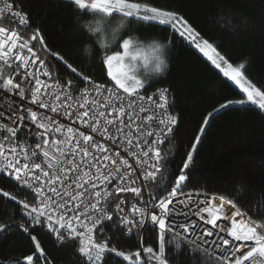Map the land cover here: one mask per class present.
Returning <instances> with one entry per match:
<instances>
[{
  "label": "snow or ice",
  "instance_id": "1",
  "mask_svg": "<svg viewBox=\"0 0 264 264\" xmlns=\"http://www.w3.org/2000/svg\"><path fill=\"white\" fill-rule=\"evenodd\" d=\"M70 2L80 10L117 13L170 28V43L178 36L180 43L186 42L239 86L243 96L220 103L203 118L174 182L169 183L161 149L173 136L178 115L168 103V88L147 97L141 94L145 84L126 63L129 57L136 59L129 41L119 45L122 51L104 59L113 86L95 84L77 95L79 86L71 80L67 85L46 83L41 77L50 79L51 73L29 41L21 42L17 31L0 27V89L28 102L9 105L10 114L0 111V117L11 121V126L0 122V176L6 174L19 193L0 189V197L14 202L19 206L14 212H20L15 229L0 221V233L15 230L31 238L34 249L24 258L26 264H49L40 237L61 245L70 243L80 264H173V254L177 258L186 255L189 264H264V198L250 215L233 199L220 196V203L214 204L216 196L209 198L187 188L190 164L210 119L221 110L251 108L264 113V89L246 77L245 63L234 65L176 12L130 0ZM3 22L29 24L18 0H0ZM38 36L44 44L38 30L31 40ZM24 49L30 58L22 54ZM53 55L62 59L58 53ZM3 66L10 69L7 77ZM68 67L80 75L77 68ZM145 112L149 113L146 117L141 115ZM152 186L159 191H151ZM225 203L235 211L224 213ZM136 232L140 237L134 251L116 246L118 237H132Z\"/></svg>",
  "mask_w": 264,
  "mask_h": 264
},
{
  "label": "trees",
  "instance_id": "2",
  "mask_svg": "<svg viewBox=\"0 0 264 264\" xmlns=\"http://www.w3.org/2000/svg\"><path fill=\"white\" fill-rule=\"evenodd\" d=\"M130 2L145 3L182 15L217 45L234 65L245 62L246 77L264 89V0ZM18 7L29 20V24L21 29L22 39L29 41L54 79L82 82L86 76L99 84H113L107 76L104 60L99 59V49L93 52L91 59L82 57L77 51L83 43L91 41V37L77 29L75 20L94 13L78 9L70 0H18ZM128 20L129 28L125 36L130 32L137 33L141 38L156 36L170 46L167 74L146 83L141 92L168 88L171 111L178 115L174 134L162 147L166 155V161L162 162L166 163L164 175L171 183L203 118L214 113L220 103L239 99L242 94L194 48L186 42L180 43L178 36L170 43V28L157 22ZM37 30L44 44L40 43L39 36L31 40ZM118 49L119 45L108 50L106 56ZM53 53H58L62 59ZM68 64L77 68L80 75L72 73ZM189 175L188 189L233 199L239 207L253 215L257 202L264 198V113L251 108L221 110L219 115L210 119V126L190 164ZM0 189L19 195L5 176H0ZM150 190L159 191L156 186ZM18 207L0 197V221L15 229L20 222V212L13 209ZM40 239L49 264H80V258L74 254L75 248L70 243L61 245L44 237ZM145 239H149L147 234ZM136 245L135 238L128 236L118 237L116 244L124 251H134ZM33 249L31 238L24 233L15 230L0 233V264H26L24 258L32 254ZM171 259L173 264H189L186 255L177 258L173 254Z\"/></svg>",
  "mask_w": 264,
  "mask_h": 264
},
{
  "label": "clouds",
  "instance_id": "3",
  "mask_svg": "<svg viewBox=\"0 0 264 264\" xmlns=\"http://www.w3.org/2000/svg\"><path fill=\"white\" fill-rule=\"evenodd\" d=\"M89 12L94 14L75 20L77 29L83 30L91 37V41L83 43L77 49L82 57L91 59L93 52L99 49L101 51L99 59L104 60L108 50L127 40L130 42L129 50L136 59L132 60L129 57L126 63L132 66V74L136 79L146 84L167 74L170 67L168 55L170 46L166 41L156 36L141 38L135 32L125 36L124 33L129 28L128 17L109 16L91 9Z\"/></svg>",
  "mask_w": 264,
  "mask_h": 264
},
{
  "label": "built area",
  "instance_id": "4",
  "mask_svg": "<svg viewBox=\"0 0 264 264\" xmlns=\"http://www.w3.org/2000/svg\"><path fill=\"white\" fill-rule=\"evenodd\" d=\"M0 27L10 28L13 31H17L20 34V36H21V29L24 28L25 26H20L18 24L3 22V23H0ZM21 38H22V36H21ZM21 42H24V40L21 39ZM30 47H32V46H30ZM17 51L20 52L21 50L18 48ZM34 51H35V49H34ZM22 54H24L26 57L30 58V53H28L27 49H24L22 51ZM9 71H10V69H8L7 66H3V75L5 77H7ZM21 71H22V69H21ZM41 78L44 79L46 83H51L53 85H55L58 81L60 83L64 84V85H67L68 81L70 80V79H54L52 76H51L50 79L48 77H43V76ZM71 81H73L74 83L78 84V86H79L76 89V91H75V94H77V95L81 91H83L84 88L91 89L95 84H99V83L93 82L91 80H84L82 82H78V81H74V80H71ZM104 85H106L107 87H112L113 86V84H104ZM156 90L148 92V93L141 92V94L144 95L145 97H147V96L153 94ZM100 98L101 97H97V99H100ZM26 103H28V102L27 101H22L18 95H13L12 93H5L3 89H0V111H4L6 114H10L11 113V108L9 107V105L18 106L19 104H26ZM168 103H169V93H168ZM143 104H144L145 108L149 107V101L147 99H145L143 101ZM28 106H30L34 110H36V106L35 105H30L29 104ZM40 111H46V110L40 109ZM137 111H139V109H137ZM49 114L50 115H56L55 113H49ZM63 115H64L63 111H61L60 112V117L62 118ZM141 115L146 117L147 115H149V113L145 112V113H142ZM0 122L8 123L11 126V121L7 120L6 117H0ZM63 122L64 123H70L69 121H66V120H64ZM153 123H155V121H153ZM4 176L7 177L6 174ZM199 193L201 195H207L209 198H212L213 196H216V199L213 201V203L214 204H219L220 203L219 196H217V195L207 194V193H202V192H199ZM121 195H124V194H121ZM113 199H115V197H113ZM222 211L224 213H226V214H230L232 211H235V209H232L230 205L225 203L223 208H222ZM132 237H134L135 240H136V243H138V240H139V237H140V233L136 232L135 235L132 236Z\"/></svg>",
  "mask_w": 264,
  "mask_h": 264
},
{
  "label": "rangeland",
  "instance_id": "5",
  "mask_svg": "<svg viewBox=\"0 0 264 264\" xmlns=\"http://www.w3.org/2000/svg\"><path fill=\"white\" fill-rule=\"evenodd\" d=\"M113 49V48H112ZM116 51H122V49H118V50H115L114 52H109L108 53V55H111V54H114ZM202 55V54H201ZM206 59V58H205ZM241 63H245V62H241ZM238 65V64H237ZM106 67V66H105ZM107 70V69H106ZM110 79V78H109ZM232 84H234V82H232V81H230ZM113 83V82H112ZM235 85V84H234ZM236 86V88L239 90V86H237V85H235ZM242 94V96H243V93H241ZM219 108V107H218ZM217 108V109H218ZM26 263V262H25Z\"/></svg>",
  "mask_w": 264,
  "mask_h": 264
}]
</instances>
